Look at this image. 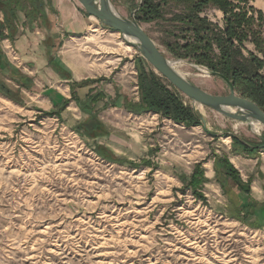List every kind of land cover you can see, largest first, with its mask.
Segmentation results:
<instances>
[{"label": "rangeland", "instance_id": "374dc122", "mask_svg": "<svg viewBox=\"0 0 264 264\" xmlns=\"http://www.w3.org/2000/svg\"><path fill=\"white\" fill-rule=\"evenodd\" d=\"M109 1L124 18L138 2ZM205 14L217 19L211 9ZM92 25L65 47L79 75L98 80L90 97L104 96L86 103L75 92L85 81L74 85L62 108L70 101L86 115L76 130L59 114L49 115L61 109L39 110L36 99L0 82V264H264L262 207L249 205L222 166L234 156L264 161L261 148L252 156L235 152L231 138L260 146L264 127L255 132L184 96L205 128L127 112L124 99H139L129 74L137 73L140 60L152 68L118 33L94 18ZM140 25L167 60L182 63L189 83L228 95L227 85L207 69L169 53L166 23ZM92 119L101 125L96 135L83 129ZM197 164L206 180L198 190L202 199L183 191L180 180ZM239 182L250 191L251 182ZM254 213L256 219L249 218Z\"/></svg>", "mask_w": 264, "mask_h": 264}, {"label": "trees", "instance_id": "16d2710c", "mask_svg": "<svg viewBox=\"0 0 264 264\" xmlns=\"http://www.w3.org/2000/svg\"><path fill=\"white\" fill-rule=\"evenodd\" d=\"M249 2L250 0H138L134 17L139 24L166 23L169 26L166 36L173 41H164L163 45L174 58L187 60L207 69L209 73L225 77L232 84L236 95L251 101L264 112V75L261 74L264 67V15L255 11ZM33 7L38 9L40 4L37 2ZM210 9L222 13L220 23L213 22L205 14ZM28 17L34 18L32 14H28ZM247 45H252L254 50H248ZM143 62L140 60L136 66L139 99L136 103L124 99L123 108L136 114L154 113L186 128L201 126L199 116L185 104L183 96L164 78L149 67L147 69ZM49 63L52 64L51 61ZM52 67L54 71H59L55 64ZM94 82L98 81H86L84 84ZM92 90L85 96L86 103L94 104L104 97L101 93L90 97ZM85 110L88 112L90 108ZM58 114L57 111L49 113L55 116ZM97 128L100 129L101 125L94 119L83 126L88 133ZM93 135H96L95 132ZM231 138L235 152L251 156L260 149V146L246 144L234 135ZM222 166L227 168V174L240 193L248 196L249 188L240 184L232 165L224 161ZM180 180L183 191L190 190L196 198L202 199L198 190L206 180L200 164L195 166L189 177L180 176Z\"/></svg>", "mask_w": 264, "mask_h": 264}, {"label": "crops", "instance_id": "0c3cea01", "mask_svg": "<svg viewBox=\"0 0 264 264\" xmlns=\"http://www.w3.org/2000/svg\"><path fill=\"white\" fill-rule=\"evenodd\" d=\"M37 2L40 7L34 9L33 5ZM249 4L255 11L264 15V0H250ZM212 11L217 19H210L220 23L223 18L222 13L217 10ZM28 14H32L34 18H29ZM92 26V18L75 0H0V82L7 86L8 91L17 90L31 102L36 99L35 107L39 110L61 109L59 117L67 126L73 128L80 126L86 115L77 113L75 109H78V106L75 105L73 108L70 101L62 108V102L70 100L74 85L91 78L86 79L79 75L77 67L73 66L74 63L71 61L73 58L70 59V52L65 51V47L70 40L74 41L75 38L87 35ZM247 49L253 51L254 47L247 45ZM49 61L55 64L60 72L54 71ZM16 69L18 72L15 71ZM261 74L264 75V67ZM129 75L136 85L137 73ZM114 82L107 83L105 89L112 86ZM97 83L80 85L75 92L78 97L85 99L89 91L96 88ZM119 84L123 86L122 81H119ZM134 89L137 88L134 87ZM113 93L115 98L117 93L115 91ZM118 96H120L119 93ZM201 127L204 128L202 124ZM230 164L237 169L243 184L248 185L251 182L247 196L249 205H261L262 210L259 213L262 217L259 221H262L264 218V161L258 157L234 156L230 159ZM255 177L257 180L261 177V183L258 185ZM243 195L247 198L245 194ZM249 218L256 219V214H250Z\"/></svg>", "mask_w": 264, "mask_h": 264}, {"label": "water", "instance_id": "95a60500", "mask_svg": "<svg viewBox=\"0 0 264 264\" xmlns=\"http://www.w3.org/2000/svg\"><path fill=\"white\" fill-rule=\"evenodd\" d=\"M75 1L89 17L98 21L101 28L118 33L124 41L136 47L151 68L193 104L210 109L233 121L246 123L250 126L257 124L264 127V112L251 101L237 96L232 84L225 77L217 73H206L220 79L227 85L228 95L218 96L208 94L180 76L171 67V61L166 59L154 41L136 21L134 16L138 7L131 12L130 18H124L113 9L109 0ZM126 38L133 39L135 43L128 42ZM201 122L205 128L204 120L201 119ZM259 139L260 148L264 150V138L260 137Z\"/></svg>", "mask_w": 264, "mask_h": 264}, {"label": "bare ground", "instance_id": "6f19581e", "mask_svg": "<svg viewBox=\"0 0 264 264\" xmlns=\"http://www.w3.org/2000/svg\"><path fill=\"white\" fill-rule=\"evenodd\" d=\"M128 42L130 43H135V41L131 38H126ZM181 62L180 61H171V67L180 75L184 78V75L181 73V71L179 70L180 66H181ZM198 71V70H197ZM199 72V71H198ZM201 74V73H200ZM260 125L257 124H252V128L255 132L258 131Z\"/></svg>", "mask_w": 264, "mask_h": 264}]
</instances>
